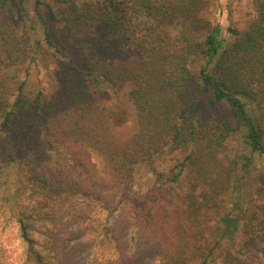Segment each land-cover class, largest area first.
<instances>
[{"label": "trees", "instance_id": "1", "mask_svg": "<svg viewBox=\"0 0 264 264\" xmlns=\"http://www.w3.org/2000/svg\"><path fill=\"white\" fill-rule=\"evenodd\" d=\"M26 2L0 0V51L10 65L32 49ZM253 2L250 27L226 42L202 16L210 0H35L34 19L61 58L56 89L47 97L0 78V158L26 174L25 203L14 215L0 203V218L15 222L25 262L60 264L55 241L88 229L100 206L110 215L105 241L118 215L133 239L160 243L159 264H264V211L220 218L225 236L242 230L238 252L220 241L206 247L202 220L231 188L233 168L221 158L230 138L242 128L250 149L264 154V0ZM162 24L180 30L167 35ZM130 37L137 57L111 61ZM194 61L202 65L192 69ZM90 79L130 85L139 130L127 141L92 100ZM142 165L159 179L163 167L176 172L173 181L187 169L186 204L153 186L132 210L123 189Z\"/></svg>", "mask_w": 264, "mask_h": 264}, {"label": "rangeland", "instance_id": "2", "mask_svg": "<svg viewBox=\"0 0 264 264\" xmlns=\"http://www.w3.org/2000/svg\"><path fill=\"white\" fill-rule=\"evenodd\" d=\"M25 9L27 21L31 19V28L28 29L32 47L29 57L25 61L10 65L11 63L4 52L0 51V78L10 79L15 87L23 85L28 93L43 91L51 96L57 86L56 69L59 55L50 49L44 39V32L39 23L34 19L35 0H26ZM49 1V0H48ZM257 14L253 0H210V5L202 12V16L210 21L212 27L220 26L222 37L226 42L234 38V31L247 30ZM24 18V17H23ZM173 26L161 25V31L174 30ZM137 57L132 47L131 37L122 50L112 51L108 54L111 61L123 58ZM192 69H196L201 62L194 61ZM92 100L95 104L106 107L109 112V122L112 132L120 142L127 141L139 130L137 110L130 99V85L122 88H113L104 83L97 84L89 80ZM2 117L0 115V124ZM0 128V143H4L5 134ZM222 162L233 168L231 188L221 197L217 204L206 210L202 216L205 232V246H210L218 241L227 245L234 252L240 251L242 245V230L233 236H225L220 218L223 216H243L247 211H264V154L254 152L247 144L243 129H239L229 142L227 150L221 155ZM0 193L6 211L11 215L17 213L24 201L26 188V174L18 168L11 167L2 162L0 158ZM163 179L154 177L147 167L140 166L132 187L123 189V196L129 199L132 210L143 207V198L147 191L155 186L161 190V195L167 200H172L177 206H184L187 202L186 195L190 191L191 178L187 169L183 171L178 180L173 181L176 172L167 168ZM96 198L84 201L92 205ZM24 201V202H23ZM93 214L92 221L81 228L74 237H58L55 241L58 249L60 264H159L162 247L150 235L140 234L136 239L131 237L128 227L118 215L115 221L116 228L110 225L108 240H104V226L110 215L100 206ZM100 209V210H99ZM2 214V212H0ZM0 218V261L1 264H28L24 260V248L15 222ZM244 222L242 224V227ZM35 237L42 238L34 232ZM86 236H90L89 238ZM130 238H129V237ZM88 238V239H87ZM87 239V241H86ZM114 248H117L119 255ZM95 251V252H92ZM119 259V260H118ZM126 259V260H125ZM125 261L126 263L122 262ZM194 261L191 264H199Z\"/></svg>", "mask_w": 264, "mask_h": 264}]
</instances>
